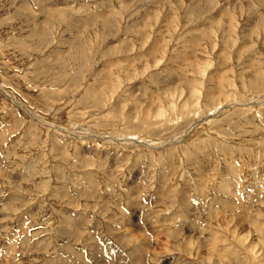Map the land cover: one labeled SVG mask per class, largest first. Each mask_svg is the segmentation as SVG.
Returning <instances> with one entry per match:
<instances>
[{
  "label": "rangeland",
  "instance_id": "374dc122",
  "mask_svg": "<svg viewBox=\"0 0 264 264\" xmlns=\"http://www.w3.org/2000/svg\"><path fill=\"white\" fill-rule=\"evenodd\" d=\"M0 264H264V0H0Z\"/></svg>",
  "mask_w": 264,
  "mask_h": 264
},
{
  "label": "bare ground",
  "instance_id": "6f19581e",
  "mask_svg": "<svg viewBox=\"0 0 264 264\" xmlns=\"http://www.w3.org/2000/svg\"><path fill=\"white\" fill-rule=\"evenodd\" d=\"M257 75V74H256ZM257 81V80H256ZM252 84V83H251ZM255 84V83H254ZM220 88V87H219ZM177 91V90H176ZM182 91V90H181ZM217 92V91H216ZM192 98V97H191ZM252 103V102H251ZM256 103V102H255ZM187 136V135H186ZM199 175V174H198ZM94 192V191H93ZM248 231V230H247ZM242 233V232H241ZM192 239V238H190ZM253 250V249H252ZM240 252V251H239ZM247 257V256H246Z\"/></svg>",
  "mask_w": 264,
  "mask_h": 264
}]
</instances>
